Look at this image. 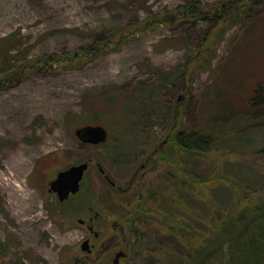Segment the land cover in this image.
<instances>
[{"label":"rangeland","instance_id":"rangeland-1","mask_svg":"<svg viewBox=\"0 0 264 264\" xmlns=\"http://www.w3.org/2000/svg\"><path fill=\"white\" fill-rule=\"evenodd\" d=\"M225 1L0 0V174L21 157L23 176L16 183L30 196L25 213L0 181V264H112L118 252L125 254L119 264H176L168 253L172 212L162 214L154 202L143 208H158L153 215L128 209L136 210L139 189L158 201L156 192H173L175 179L163 181L172 165L159 151L172 160L166 149L174 129L220 127L216 122L249 111L261 95L264 100V90L258 94L264 85V0H249L244 11L231 0L239 20L217 23L215 32L226 31L220 42L217 33L210 41V70H194L189 78L159 74L195 55L216 24L192 25L184 8ZM184 35V47L160 44ZM89 125L106 130L105 142L79 141L75 130ZM249 137L246 147L222 142L188 163L194 177L209 183L196 185L199 198L183 216L194 249L204 248L191 264H264L261 215L231 237L211 238L209 250L201 244L225 222L224 191L244 196L237 182L255 170L264 173L261 134ZM82 163L89 167L78 192L60 202L49 183ZM86 240L90 253L81 249Z\"/></svg>","mask_w":264,"mask_h":264},{"label":"trees","instance_id":"trees-1","mask_svg":"<svg viewBox=\"0 0 264 264\" xmlns=\"http://www.w3.org/2000/svg\"><path fill=\"white\" fill-rule=\"evenodd\" d=\"M249 0H238L239 4L242 3L241 11H244L246 8V4ZM245 3V4H244ZM248 8V7H247ZM232 13H237L232 16ZM182 15L190 20L189 22L195 25L196 23H206V22H215L205 34L203 41L198 46L197 53L193 56H187L186 61L178 65L172 72L164 73L160 71L161 78H167L172 76V78L178 77H186L188 75L192 77L194 70H210L212 65V55L213 52L211 47V39L217 33L218 42H220L225 34V29L218 30L215 32L217 28V23L224 20L225 18H230L231 21H237L239 12L237 7L235 6L234 1H225L223 3H219L215 7L207 8L206 5H203L201 2H194L191 6H187L184 8ZM164 22L167 19L165 17H161ZM174 20V19H173ZM172 20V22H173ZM189 37L185 35L183 37H179L178 41L175 38H163L160 41V44L167 47H184V45L188 44ZM159 70V69H157ZM158 73V71H157ZM191 81V79H190ZM263 88L258 87V94H263ZM262 96V95H261ZM258 97V103L254 101L251 105L249 111H245L242 114L238 115L236 118L228 120V121H220L219 124L216 122L215 128L208 129H194V128H176L172 131V135L170 138L169 146L166 150L172 154V160H169L168 157L163 156V151L160 152V159L166 160L167 163L172 165V171L167 170V178L163 181L170 180L172 178L175 181L172 183L173 192L167 196V194H163L162 192H156L160 194L159 201L158 199H153L150 195V190L139 189L138 194L135 198L134 203L137 205L136 210L128 209L130 213L136 212V215L140 214H155L158 208L151 207L147 213L143 208L147 206L148 208L154 202V204L159 203L158 205L161 207L163 213H169L172 217V252H168L172 255V261L176 264H191L200 259L202 254L204 253V248L201 250L194 249V235H188V232L191 229V225L184 224L183 216L189 212H191V204L196 202L199 198L198 194L199 188L196 185L201 182H206L204 180H198L199 178L193 176V173L188 169L189 161L196 160L199 157L205 158L204 154L207 153L211 148H214L217 144L222 142L227 143H238L242 147H246L250 144V134H254L255 132L260 133L262 137L263 144L257 152H260L264 156V100L263 97ZM262 99V100H261ZM214 126V125H213ZM220 130V131H219ZM230 141V142H229ZM166 148V147H165ZM243 179H241L242 181ZM169 181V182H170ZM238 181V180H237ZM238 181L239 188L243 191H246L245 195H237L229 193L227 190L224 191L227 196H224L222 199L225 204H229V206L225 209V222L220 223L215 230L209 232V239L201 241V244L209 250L213 243L210 241L213 237H231L234 235L236 230L244 227L243 225L247 220L254 219L253 217L264 216V173L261 171L255 170L253 172V176H249L243 182ZM246 181V182H244ZM209 184L208 182H206ZM151 193H153L151 191ZM220 195V192L219 194ZM157 196V195H156ZM214 197V196H213ZM210 198V202L213 203L212 198ZM220 199V196H218ZM134 200V197H133ZM216 207V206H215ZM169 208V209H167ZM228 214H233L234 216L229 218ZM133 222L131 225L133 227ZM133 235L137 234L138 228H132ZM170 231V230H169ZM189 236L190 240H189ZM192 238V239H191ZM205 242V243H204ZM178 245H182L189 251V254L184 253L177 247Z\"/></svg>","mask_w":264,"mask_h":264},{"label":"water","instance_id":"water-1","mask_svg":"<svg viewBox=\"0 0 264 264\" xmlns=\"http://www.w3.org/2000/svg\"><path fill=\"white\" fill-rule=\"evenodd\" d=\"M75 135L84 144L97 145L105 142L107 137L106 130L101 126H85L75 130ZM88 163H82L79 165H74L68 169L61 171L57 174L56 178L49 183V192L55 194L60 202L68 199L70 194H75L80 188V182L84 176V173L88 169ZM99 171L103 173L100 166ZM109 183H111L109 181ZM113 184V183H111ZM79 223H84V221L79 220ZM97 235V234H96ZM82 251L90 253L91 249L88 240L84 241L81 246ZM123 252H118L112 264H119L120 258L124 257Z\"/></svg>","mask_w":264,"mask_h":264},{"label":"bare ground","instance_id":"bare-ground-1","mask_svg":"<svg viewBox=\"0 0 264 264\" xmlns=\"http://www.w3.org/2000/svg\"><path fill=\"white\" fill-rule=\"evenodd\" d=\"M25 161L21 157H16V159L10 164L9 169L0 174V181L4 189L10 192L11 197H14L15 203L20 206L23 212H28V202L30 201V196L26 193L22 184H17V180L23 176L22 167ZM11 205H13L11 203Z\"/></svg>","mask_w":264,"mask_h":264},{"label":"flooded vegetation","instance_id":"flooded-vegetation-1","mask_svg":"<svg viewBox=\"0 0 264 264\" xmlns=\"http://www.w3.org/2000/svg\"><path fill=\"white\" fill-rule=\"evenodd\" d=\"M108 179V178H107ZM111 182V181H110ZM108 183H109V180H108ZM112 183V182H111ZM111 183H109L111 186H114V184H111ZM88 231H90V232H93V233H95L94 232V229H93V227L92 226H88ZM97 233H95V235H96ZM89 242V241H88Z\"/></svg>","mask_w":264,"mask_h":264}]
</instances>
